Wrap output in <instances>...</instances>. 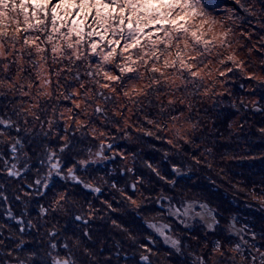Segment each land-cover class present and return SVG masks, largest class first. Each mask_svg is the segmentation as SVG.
I'll return each instance as SVG.
<instances>
[{"label": "snow or ice", "instance_id": "snow-or-ice-1", "mask_svg": "<svg viewBox=\"0 0 264 264\" xmlns=\"http://www.w3.org/2000/svg\"><path fill=\"white\" fill-rule=\"evenodd\" d=\"M255 2L233 0L239 12L245 14V24H251L248 16L256 15L252 10ZM259 2L264 4V0ZM217 7L215 0H0V145H7L13 161L18 162L21 156L24 160L23 167H18L17 162L9 164L0 152L7 175L19 178L31 171V157L22 150L26 140L30 147L35 140L34 147L43 149L37 154L36 163L46 168L42 177L25 187L43 196L59 178L101 194V188L77 175L78 171L87 173L96 160H76L73 155L77 145L88 136L101 141L100 151L96 153L100 159L104 158L105 147H113L104 142L108 133L98 128L96 121L103 128L112 125L126 136L132 129L161 139L157 133L168 130L175 138L187 142L188 134H194L200 127L199 122H193L194 97L209 94L210 89L204 84L213 78L214 72L224 77L233 71L227 67L220 71L215 65L232 63L237 68L242 65L237 63L235 54L224 56V50L232 47L233 29L212 15ZM260 12L264 13V8ZM260 27L264 29V24ZM256 110L260 111L258 107ZM141 120L155 131L145 129ZM260 131L264 133V129ZM167 143L172 144L173 140ZM147 167L176 192V179L161 176L160 170L151 164ZM171 174L185 175L176 164L171 166ZM140 182L142 179L138 177L129 186L133 194ZM13 199L23 202L18 195ZM127 199L139 206L131 196ZM8 200L5 189L0 187V203L7 205L6 213L0 215L6 214L9 220L15 221L22 233L25 227L34 228L31 221L25 222L24 212L19 217L12 212ZM68 201L69 194L60 193L52 202L51 210L57 211ZM155 204L185 228H190L195 220L207 232H215L220 225L219 213L206 200H188L179 194L161 195ZM196 208L200 210L195 211ZM49 211V207L39 209L42 216ZM71 222L85 226L89 223L82 215L74 216ZM231 223L234 226V221ZM144 224L166 245L180 252L181 241L167 234L172 225L150 221ZM48 235L52 238L48 244V264H76L67 243L62 246L68 251L66 257L52 256L58 248L52 241L59 233L51 230ZM83 235L89 236L87 231ZM0 236H3L2 229ZM147 239L155 243L151 237ZM24 247L25 242L20 241L12 251L19 252ZM141 247L147 253L152 251L147 244ZM245 249L248 256L244 255ZM210 251L218 254L225 264H237L234 257L226 259L219 240ZM230 253L239 254L251 264H264V253L253 251L242 236ZM5 255L11 258V252L0 251V260ZM36 256V252L31 253V257ZM122 258L132 264H151L146 254L137 258L125 253ZM3 264H13V261L4 260ZM14 264H29V261L16 259ZM32 264L44 262L33 259ZM197 264H209V260L200 256Z\"/></svg>", "mask_w": 264, "mask_h": 264}, {"label": "trees", "instance_id": "trees-1", "mask_svg": "<svg viewBox=\"0 0 264 264\" xmlns=\"http://www.w3.org/2000/svg\"><path fill=\"white\" fill-rule=\"evenodd\" d=\"M258 19L260 24H264V13ZM257 33L258 49L255 51L263 64L264 29L259 26ZM262 73L264 75V69ZM251 79L252 76H245L238 69L234 72L233 79L226 84L228 91L222 90L209 100L205 95L195 96L193 122H199L200 127L194 134L188 135L187 142L183 138L173 140L174 137H170L171 131L168 130L157 133L161 139H156L132 129L127 136L122 132L123 141H114L115 135L120 132L112 127L114 133L108 134L112 138H108L109 141L105 143H111L113 147L104 148L105 159L90 165L87 173L77 172L81 179L101 188V194L59 178H56L55 186L43 196L29 190L25 185L42 177L46 166L42 168L36 163L37 154L43 151L40 147H34L37 141L33 140V147H30L26 140L22 151L31 157V171L19 178L9 177L4 161H0V187L5 189V195L9 197L8 205H11L12 212L18 217L24 212L25 222L31 221L35 227H25L22 233L15 221L9 220L6 214L0 215V229L3 231V236H0V251L5 254L11 252V258L5 255L0 264L9 259L13 264L16 259L28 260L29 264H32L33 259H38L48 264V244L52 239L48 233L51 230L59 233L52 241L58 245L52 256L64 258L70 251L77 264H132L122 258L125 253L134 254L137 258L146 254L151 264H197L200 256L209 260V264L213 261L225 264L218 254L214 255L210 251L217 240L222 244L226 259L234 257L237 264H251L250 260H242L239 254L228 250V246L233 248L240 243L242 236L248 246L253 247V251L264 253V133L260 131L264 129V81ZM249 82L255 88L254 91L263 96L262 102L252 105L245 97ZM236 107L241 110H236ZM257 107L260 111L256 110ZM12 118L15 119L14 116ZM141 125L155 131L143 120ZM4 139L7 140V136ZM169 139L173 140L172 144L167 143ZM99 143L91 136L85 137L73 152L75 159L93 156L100 148ZM50 146L57 147L56 144ZM112 150L117 153L113 155ZM0 152H3L9 164L17 162L11 159L6 144L0 145ZM17 163L19 167H23L22 156ZM148 164L158 168L161 176L178 181L175 193L155 176L152 169L147 167ZM173 164L179 165L185 175L173 176ZM138 177L142 182L137 183V190L133 194L129 186ZM63 192L69 194L68 203L57 211H52V202ZM177 194L188 200H206L217 210L220 225L216 231L207 232L199 220L192 221L191 227L185 228L155 204L161 195ZM17 195L22 203L13 199ZM128 196L136 200L139 206L133 205L127 199ZM175 203L174 199L173 204ZM41 206L50 208L47 215L39 213ZM164 207H167V203ZM6 208L7 205L0 203V214L6 213ZM77 215H82L89 221L87 226L81 222H71ZM144 221L172 225L167 234L181 241L180 252L177 253L166 245L162 238L145 226ZM231 221H234V226ZM81 229L87 231L89 236L85 237ZM148 237L155 243H150ZM20 241L25 242L24 249L13 252L15 244ZM64 243L69 245L68 251L63 249ZM144 244L152 249L150 253L141 247ZM32 252H36L37 256L31 257ZM244 255L248 256L247 249Z\"/></svg>", "mask_w": 264, "mask_h": 264}, {"label": "rangeland", "instance_id": "rangeland-1", "mask_svg": "<svg viewBox=\"0 0 264 264\" xmlns=\"http://www.w3.org/2000/svg\"><path fill=\"white\" fill-rule=\"evenodd\" d=\"M215 2L217 3L218 7L214 12H212V15L215 16V18L219 20L220 22H222L226 27H230L233 29V35L230 36V40L232 41V47L224 50V56H227L229 54H235L238 58L237 63L242 62V65L239 68H237L232 63H228L226 66L218 65V64L215 65L217 68H219L220 71H225L226 67L232 68L233 71L227 73L224 77H219L218 74L214 72L213 78L205 82L204 87H207L210 89L209 94L204 96V97H207L208 100L209 98H211L212 95H215L217 93L220 94L222 90H227V91L229 90L226 84L227 82L233 79V74L238 69L243 73V75L252 76L251 80L253 81L254 80L264 81V75L262 73L264 69L262 68L264 63L261 64L260 62L261 59L256 55L257 53L255 51L258 49L256 46V36L258 34L257 32L260 26V20L258 19V16L261 15L260 9L264 8V4H261L259 0H256V2L252 5V10L256 12V15L248 16L247 18L250 17L249 20H251V24H245L243 22L245 14L242 12H239L236 5L233 3V0H215ZM254 17L256 18L252 20V18ZM251 82H249L248 87L245 91L246 93L245 97L253 105V104H256L258 101L262 102L261 100L263 96H261L259 92L254 91L255 88H252ZM234 105H236V103ZM236 110H241V109L236 107ZM96 126L100 128L101 130L107 131L108 134L114 133L112 125H109L108 130H107L103 128L102 125H100L99 121H96ZM188 135H191V134H188ZM115 136L116 137L114 141L124 140L123 138L124 135H122V132H120V134L115 135ZM170 137H174L173 132L170 133ZM108 138L111 139L112 137L107 136L104 142L109 141ZM175 139H178V138L174 137L173 140ZM98 141L101 143L100 140ZM98 151H100V148L98 149ZM114 152H115L114 150L111 151L112 154H114ZM96 153L93 156L90 155L89 157L83 158V159L96 160V161L105 159L106 153L104 149H103V157H104L103 159L98 158L96 156ZM116 153L117 152H115V154ZM127 164H129V162ZM63 171H64V174L67 173V169H63ZM231 249L232 248L228 246L229 252Z\"/></svg>", "mask_w": 264, "mask_h": 264}]
</instances>
